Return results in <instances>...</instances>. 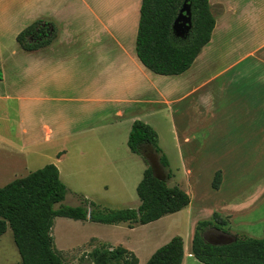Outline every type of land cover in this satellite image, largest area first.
<instances>
[{
    "label": "crops",
    "instance_id": "0c3cea01",
    "mask_svg": "<svg viewBox=\"0 0 264 264\" xmlns=\"http://www.w3.org/2000/svg\"><path fill=\"white\" fill-rule=\"evenodd\" d=\"M141 4L142 0H0V55L11 62L0 81V100L15 105L9 128L20 142L7 144L0 136V160L6 153L15 178L44 167L36 165L51 150L68 194L110 208L106 200L126 196L129 188L137 191L147 168L128 146L136 120L157 131L174 173L169 183L176 179L174 169H183L187 180L201 179V153L209 146L212 152L222 151L229 118L242 121L245 130L233 145L235 151H264V139L254 138L264 134V124L258 132L250 124L255 119L250 111L257 103L264 105V0H210L216 18L211 40L191 67L176 75L151 71L137 55ZM38 19L54 22L58 36L45 47L25 50L17 36ZM6 41L18 45L9 48ZM250 58L255 63L244 64ZM253 73L257 80L251 79ZM170 134L171 145L164 141ZM21 166L26 174L16 171ZM239 167L238 162L234 168ZM221 171L216 190L239 200L231 206L246 208L264 198V186L243 192L252 179L250 171L245 177L233 174L230 191L225 188L229 172ZM186 192L192 197L190 189ZM140 204L141 200L136 209ZM230 212L222 211L227 220ZM123 247L139 258L135 249ZM184 251L182 264H189L196 257L192 248Z\"/></svg>",
    "mask_w": 264,
    "mask_h": 264
},
{
    "label": "trees",
    "instance_id": "16d2710c",
    "mask_svg": "<svg viewBox=\"0 0 264 264\" xmlns=\"http://www.w3.org/2000/svg\"><path fill=\"white\" fill-rule=\"evenodd\" d=\"M186 2L191 8L192 29L186 37L180 38L174 34L173 24ZM215 25L210 0H142L137 55L148 69L157 74H181L191 67L211 40ZM57 36L58 28L54 22L38 19L18 34L17 42L25 50H36L51 44ZM128 146L147 165L137 187L141 200L137 209H111L84 196H80L81 205L55 208L65 200L69 189L53 163L0 187V236L9 227L12 229L21 255V262L15 264H66L56 250L51 233L57 216L90 219L103 224L127 222L134 227L176 213L191 203V197L185 190L169 185L174 173L159 144V135L151 125L142 120L134 121ZM221 182L222 171L218 170L213 188L219 189ZM227 224V219L216 212L211 219L198 221L192 239L193 255L204 264H264V237L234 235L235 240L223 245L212 244L206 239L205 231L209 227L230 232L225 227ZM89 256L91 264H139V258L133 251L107 243L95 248ZM184 256V239L176 235L159 247L146 264H182Z\"/></svg>",
    "mask_w": 264,
    "mask_h": 264
},
{
    "label": "rangeland",
    "instance_id": "374dc122",
    "mask_svg": "<svg viewBox=\"0 0 264 264\" xmlns=\"http://www.w3.org/2000/svg\"><path fill=\"white\" fill-rule=\"evenodd\" d=\"M6 43L9 48L18 45L17 42L13 44L11 41H6ZM245 63L253 64L255 61L250 58L244 62V64ZM10 65L9 56L0 55V66L3 70V75L9 73ZM258 66L262 65L258 62ZM256 74L260 75L261 73L256 72ZM257 75L253 73L251 79L257 80ZM0 81L2 80L0 79ZM2 88L3 85L0 83V90H2ZM14 107L15 105L12 103H5L0 100V136L7 140V144L12 140H17L16 142L18 144L20 143L18 137L14 136L9 128V120L16 114ZM250 112V116H255L253 123L250 122V124H255L258 132V126L264 124V105L257 103ZM241 124L242 121L235 118L226 120L223 128L222 151L212 152L209 146L206 152L201 153V179L198 180L196 179L197 176H193L194 178L187 180L183 174V169H180L179 172H176V169H174L176 179L170 182L169 185L174 186L179 184L182 189L186 191L189 189L191 190L192 202L189 207H185L176 213L167 214L157 221L144 225L138 224L134 228H130L127 223L103 224L91 221L90 219L76 220L57 216L54 219L51 233L54 237L56 250L63 258L64 262L66 264H91L90 252L100 247L101 244L107 243L113 246L129 245L137 251L140 258L139 264H146L149 256L155 250L169 242V240L176 235L183 237L184 248L186 252H188L192 248V239L197 222L211 219L215 211H218L223 218L224 215L222 211L224 213L227 209H231L229 213L231 218L227 220L228 224L225 226L230 231L228 233L232 236L263 238L264 198L255 204H250L246 208H242L241 206L233 207L234 204L237 206L236 203L239 201L234 195L229 193L227 197H224L222 192L212 187L216 171L222 168L229 172V176L227 177L228 181L225 183V188L229 187V191L231 188V177L236 172H238L240 176L245 177L250 171L249 175L252 179L250 184L245 183L243 192H250L254 188H262L264 186V151L241 152L234 150L237 146L233 145H235L238 140L243 139V137L239 135L245 131L241 129ZM210 136V133H208V144L211 143ZM254 138L257 141L263 140L264 134L262 132L257 133V136ZM168 140L170 142L171 134L170 137H164L165 143H167ZM7 144L3 146L9 150L10 148ZM7 157L5 153L0 160V187L15 178L11 173L12 167L9 166ZM137 159L140 165L146 168L144 160L140 156H137ZM238 162L240 164L239 170L234 168ZM49 163H56L55 153L51 150L45 153L36 166L41 167ZM29 168L33 169V167ZM16 171L18 174H26L25 167L22 166L16 169ZM226 200H228V203ZM106 202L111 209H125L136 208L137 204L140 203V199L138 198L136 189L131 191V188H129L126 196L119 198L109 197ZM231 204L233 205L231 206ZM61 205H81L80 197L73 193L68 194L65 200L57 204L55 208H59ZM226 218L227 217H224V219ZM208 229L210 233L206 239L209 241H216L221 232L217 231L214 227H209ZM20 262L21 255L15 244L13 231L9 227L7 231L0 236V264H15ZM189 264L204 263L199 262L196 258H191Z\"/></svg>",
    "mask_w": 264,
    "mask_h": 264
},
{
    "label": "water",
    "instance_id": "95a60500",
    "mask_svg": "<svg viewBox=\"0 0 264 264\" xmlns=\"http://www.w3.org/2000/svg\"><path fill=\"white\" fill-rule=\"evenodd\" d=\"M191 29H192L191 8H190V4L186 2L174 21L173 32L177 37L184 38L186 37V35L190 33ZM90 217L91 215L89 214L88 218ZM233 240H235V237L232 236L231 234H221V236H219L216 241H210V242L215 245H223V244H229Z\"/></svg>",
    "mask_w": 264,
    "mask_h": 264
},
{
    "label": "flooded vegetation",
    "instance_id": "af4514ba",
    "mask_svg": "<svg viewBox=\"0 0 264 264\" xmlns=\"http://www.w3.org/2000/svg\"><path fill=\"white\" fill-rule=\"evenodd\" d=\"M216 230L219 231V232H221V233H219L218 237L221 236V234H228V233H225V232H223V231H221V230H218V229H216ZM209 233H210V230L207 229V230L205 231V237H208V236H209ZM210 239H211V237H210ZM208 241H209V240H208Z\"/></svg>",
    "mask_w": 264,
    "mask_h": 264
}]
</instances>
